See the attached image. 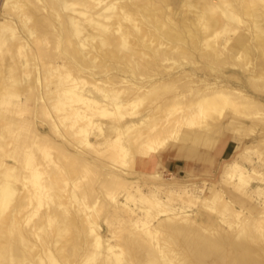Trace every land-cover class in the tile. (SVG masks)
Returning <instances> with one entry per match:
<instances>
[{
    "label": "bare ground",
    "instance_id": "obj_1",
    "mask_svg": "<svg viewBox=\"0 0 264 264\" xmlns=\"http://www.w3.org/2000/svg\"><path fill=\"white\" fill-rule=\"evenodd\" d=\"M0 264H264V0H0Z\"/></svg>",
    "mask_w": 264,
    "mask_h": 264
},
{
    "label": "crops",
    "instance_id": "obj_2",
    "mask_svg": "<svg viewBox=\"0 0 264 264\" xmlns=\"http://www.w3.org/2000/svg\"><path fill=\"white\" fill-rule=\"evenodd\" d=\"M227 149H228V143L226 142V144L218 151V154L214 155L213 158H215L217 162H219V160H222L223 155ZM192 151H194V153L192 154L191 157L189 156L188 159L189 164H186L184 162V158L182 157L181 158L165 157L164 162L162 163L163 168L161 169L163 176L166 177L172 175L177 179L208 177L210 173H206L207 170L206 167L208 166V164H205V157H204L205 150L203 148H198ZM157 159L158 158H154V161L157 162L158 161ZM187 173L189 176L187 175Z\"/></svg>",
    "mask_w": 264,
    "mask_h": 264
},
{
    "label": "rangeland",
    "instance_id": "obj_3",
    "mask_svg": "<svg viewBox=\"0 0 264 264\" xmlns=\"http://www.w3.org/2000/svg\"><path fill=\"white\" fill-rule=\"evenodd\" d=\"M186 129H189V128H186ZM222 133V132H221ZM212 135H214V139L216 140L215 142H214V145L213 146H215V143L217 142V139H219L220 138V136H221V134L220 133H217L216 131L215 132H212ZM232 141V142H231ZM235 141V142H234ZM227 143H228V149L226 150V152L224 153V155H223V158H222V160H219V162H217V160L215 159V158H213L212 157V159H211V161H206L205 162V164H208V166L206 167L207 168V170H206V173H210V175L208 176V177H197V178H185V179H178L179 181H184V182H200V181H202V180H205L206 181V184H207V187H209L208 185H210L209 183H211V182H215L217 179H218V173H219V170H220V164H223L226 160H227V158L229 159L231 156L230 155H232V153H233V151L235 150V148H236V145H237V143H236V140L233 138V137H231L230 139H228L227 141H226ZM226 144V143H225ZM188 146L190 147V148H192L193 150H196V149H198V148H200V147H198V146H194V145H192V144H188ZM212 146V147H213ZM205 151H207V149L206 148H203ZM218 151L219 150H216L215 148L214 149H212L211 151H210V156L212 155V156H214V155H216V154H218ZM254 157V156H253ZM121 162V160H116V163L117 164H119ZM214 164V165H213ZM217 165V166H216ZM211 167V168H210ZM218 168V169H217ZM212 170H213V172H212ZM212 173V174H211ZM167 178H168V176H166ZM165 177V178H166ZM175 179H177V178H175ZM63 181V183L62 182H60V186L62 187V188H66V186L67 185H70V182H67V179L66 180H64V179H62ZM70 180V179H69ZM89 182H90V180H88ZM86 182L85 184H89V182ZM169 181H172V179H170ZM72 182V181H71ZM96 182H97V180H96ZM96 182L94 181V185L96 184ZM92 183V182H91ZM65 184V185H64ZM71 185H72V183H71ZM65 186V187H64ZM227 188L229 189L228 190V192L229 191H231L232 192V186L231 185H228L227 186ZM117 192H119V191H117ZM205 192H207V190L205 191ZM189 206V207H188ZM186 207H188V208H186L187 210L189 209V211L191 210V211H193V212H195V210H197V206L196 205H193L192 203H189V205H187ZM71 210H75V209H71ZM104 211H105V209H104ZM101 217V216H100ZM101 219V218H100ZM100 219H99V221H100ZM102 226V234H106L107 233V228L104 226V225H101Z\"/></svg>",
    "mask_w": 264,
    "mask_h": 264
}]
</instances>
